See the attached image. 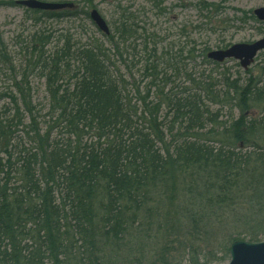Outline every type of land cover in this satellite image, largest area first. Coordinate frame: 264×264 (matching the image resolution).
Masks as SVG:
<instances>
[{
	"label": "trees",
	"instance_id": "obj_1",
	"mask_svg": "<svg viewBox=\"0 0 264 264\" xmlns=\"http://www.w3.org/2000/svg\"><path fill=\"white\" fill-rule=\"evenodd\" d=\"M28 12L36 22L80 15ZM147 34L130 13L107 37L115 48L143 41L142 90L103 46L62 34L48 53L52 38L36 33L31 71L46 79L49 120L0 37V79L12 86L0 115V264H219L235 241H264V66L214 84L177 68L192 58L182 51L149 52ZM161 64L173 71L163 87ZM172 76L190 84L165 93ZM219 103L239 116L219 122ZM211 245L224 257L210 260Z\"/></svg>",
	"mask_w": 264,
	"mask_h": 264
},
{
	"label": "rangeland",
	"instance_id": "obj_2",
	"mask_svg": "<svg viewBox=\"0 0 264 264\" xmlns=\"http://www.w3.org/2000/svg\"><path fill=\"white\" fill-rule=\"evenodd\" d=\"M22 1L26 0H0V37L6 44L10 56L9 66L16 69L17 81H21L20 77L21 74L23 76L24 70H30L28 79L33 104L39 109L42 106L45 107L39 116H46L47 120L50 119V108L46 79L38 70L31 71L34 68L31 63L33 46L30 40L36 33H44L52 38L50 44H46L45 47L48 53L58 47L57 38L62 34L70 35L74 41L81 44L101 45L131 87L135 83L144 90L147 83L139 73L143 66L142 59L145 61L149 54L143 52V41H134L132 46H128L127 43L115 48L117 46L110 43L107 36L84 14L92 10H97L107 21L111 28L110 35L113 34L114 24L118 23L123 15L135 14L139 19V24L145 25L148 34L151 35V39L146 41L148 51L156 49L157 57L164 52L174 57L179 51H182L179 56H192L184 60L185 67H179L180 62L175 61V63L178 64V69H183V71L188 69V72L193 73L196 79L215 81L214 84H216L220 80L222 82L224 76H227L229 82L236 78L246 82L249 77L248 71L252 70L255 75L264 66V53L256 58L248 71H245L236 60H227L216 66L215 62L207 58L212 51L222 50L225 46L252 43L263 36L264 23L259 22L251 12L264 8V0H226L224 3L221 0H66L67 3L75 5V10L79 11V17L65 16L59 20L42 19L40 22L30 18L32 14L20 5ZM204 3L214 4L217 8L214 11L203 10ZM252 15L256 21L251 19ZM134 43L136 44L135 51L132 49L135 46ZM208 60L211 63L207 62ZM164 68L161 64L162 75L156 81L158 85L161 83L162 87V79L165 77L163 72L168 71ZM167 75H173V71L169 70ZM210 77L212 80H209ZM172 81V84L169 83L164 87L165 93L176 87L183 88L190 84L185 82L183 76L180 78L172 76ZM10 87H12L11 84L4 78L0 79V115L11 105V100L6 98V94L10 93ZM224 88L223 83L216 87L217 91L222 93ZM155 89L153 88L152 99L158 100ZM211 108L214 114L218 115L219 122H228L232 115L239 116V111L232 104H213ZM166 111L167 109L162 115H165ZM29 141L30 137H25V144ZM233 233L235 229L227 230L224 238ZM212 243L217 244V238L213 239ZM210 249L213 256L216 255L210 260L224 257V250L217 251L218 248L215 245H211ZM229 260L230 253L219 264H226Z\"/></svg>",
	"mask_w": 264,
	"mask_h": 264
},
{
	"label": "water",
	"instance_id": "obj_3",
	"mask_svg": "<svg viewBox=\"0 0 264 264\" xmlns=\"http://www.w3.org/2000/svg\"><path fill=\"white\" fill-rule=\"evenodd\" d=\"M20 5L39 11H62L74 8L71 3H53L38 0L22 1ZM254 15L260 22L264 23L263 7L256 9ZM90 17L103 33L109 34L108 24L97 10H93ZM262 51H264V37L253 43L235 44L225 50L212 51L208 54V58L218 63L234 59L239 61L244 70H248L257 55ZM226 264H264V241L259 243L242 240L234 242L230 247V261Z\"/></svg>",
	"mask_w": 264,
	"mask_h": 264
}]
</instances>
